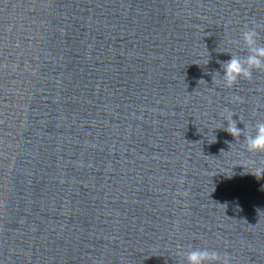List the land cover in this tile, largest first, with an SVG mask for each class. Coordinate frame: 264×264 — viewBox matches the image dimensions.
Masks as SVG:
<instances>
[{
	"label": "water",
	"instance_id": "1",
	"mask_svg": "<svg viewBox=\"0 0 264 264\" xmlns=\"http://www.w3.org/2000/svg\"><path fill=\"white\" fill-rule=\"evenodd\" d=\"M245 24L264 0H0V264H264Z\"/></svg>",
	"mask_w": 264,
	"mask_h": 264
},
{
	"label": "clouds",
	"instance_id": "2",
	"mask_svg": "<svg viewBox=\"0 0 264 264\" xmlns=\"http://www.w3.org/2000/svg\"><path fill=\"white\" fill-rule=\"evenodd\" d=\"M259 25L245 24L241 33L244 51L246 55H232L228 61L219 62L223 70L222 83L226 88H232L240 79L251 81L253 72L264 71V44L259 43ZM240 41H235L239 44ZM218 73V72H217ZM220 74V73H218ZM234 114L225 117L227 127L224 130L236 140L244 137V146L249 153H264V121L257 122L252 131L245 132L237 127V122L233 120ZM258 179L264 177V166L257 167L252 172ZM186 264H230L228 256L221 257L215 251L206 248H191L187 252L181 251Z\"/></svg>",
	"mask_w": 264,
	"mask_h": 264
}]
</instances>
